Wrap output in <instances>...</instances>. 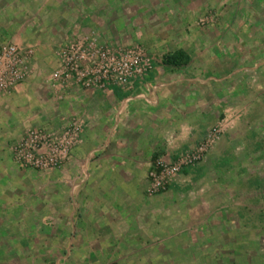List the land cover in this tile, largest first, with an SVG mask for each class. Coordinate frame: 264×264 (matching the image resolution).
Here are the masks:
<instances>
[{"label":"rangeland","instance_id":"1","mask_svg":"<svg viewBox=\"0 0 264 264\" xmlns=\"http://www.w3.org/2000/svg\"><path fill=\"white\" fill-rule=\"evenodd\" d=\"M84 33L141 46L162 74L172 68L164 58L183 50V72L219 79L216 98L206 88L196 106L239 118L151 193L160 143L132 146L128 128L111 136L125 95L73 88L70 102L48 85L56 49ZM5 41L30 45L34 59L30 76L0 94V264H264V0H0ZM84 109L83 141L62 166L16 163L11 145L27 129Z\"/></svg>","mask_w":264,"mask_h":264},{"label":"built area","instance_id":"2","mask_svg":"<svg viewBox=\"0 0 264 264\" xmlns=\"http://www.w3.org/2000/svg\"><path fill=\"white\" fill-rule=\"evenodd\" d=\"M34 49L13 41L0 42V94L25 81L33 71ZM153 58L137 44L120 45L95 34L72 36L55 51V65L47 77L54 97L63 100L70 89L106 91L117 88L132 92L150 76ZM240 114L226 113L206 131L193 147L167 157H158L148 171L149 190H165L178 175L203 160L220 136ZM86 116L78 113L55 127H31L11 145L20 166L33 169L62 166L83 141Z\"/></svg>","mask_w":264,"mask_h":264},{"label":"crops","instance_id":"3","mask_svg":"<svg viewBox=\"0 0 264 264\" xmlns=\"http://www.w3.org/2000/svg\"><path fill=\"white\" fill-rule=\"evenodd\" d=\"M18 41L21 39L19 38ZM24 44L20 46L31 47ZM190 62L179 68L172 67L164 74L155 67L146 81L138 84L132 92L119 91L125 96L120 99L115 109L111 136L116 138L122 134L120 130L128 128L132 132V146L133 143L140 145L143 143V146L147 148L149 145V149H152L153 143H160L158 152L154 153L165 157L171 152L174 155L195 146L217 118V114L210 115L214 110L207 111L201 106H196V102L209 95L207 89L210 90L211 87L213 97L216 98L215 86L219 79L214 75L202 78L200 71L196 74L189 70L183 72V67L187 68ZM92 91L96 94L103 92ZM73 94L74 92L68 91L65 100H70V102L75 100ZM212 103L214 105V101ZM78 113L86 116L84 127L86 131L90 122V114L85 109ZM125 120L129 122L127 125ZM132 153H134L133 148ZM134 158L132 154V160ZM149 168L150 166L147 171ZM147 184L148 181L145 179L144 186L146 187Z\"/></svg>","mask_w":264,"mask_h":264},{"label":"trees","instance_id":"4","mask_svg":"<svg viewBox=\"0 0 264 264\" xmlns=\"http://www.w3.org/2000/svg\"><path fill=\"white\" fill-rule=\"evenodd\" d=\"M190 61L189 55H187L183 50H177L173 53L168 54L163 62L164 64L173 67V68H179L181 66H184L188 64ZM117 89V88H115ZM157 154L152 155V163L157 159Z\"/></svg>","mask_w":264,"mask_h":264}]
</instances>
